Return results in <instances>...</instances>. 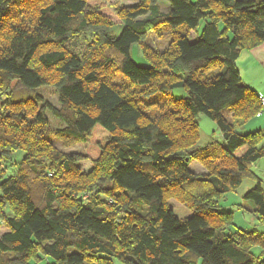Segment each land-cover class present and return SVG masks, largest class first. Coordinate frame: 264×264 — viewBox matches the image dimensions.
Masks as SVG:
<instances>
[{"label":"trees","instance_id":"16d2710c","mask_svg":"<svg viewBox=\"0 0 264 264\" xmlns=\"http://www.w3.org/2000/svg\"><path fill=\"white\" fill-rule=\"evenodd\" d=\"M167 1L168 11L160 0H0V264H264V230L237 228L235 211L222 209L225 194L253 179L250 206H239L264 227L253 169L264 133L238 130L264 106L237 66L264 43V0ZM164 30L165 49L145 42ZM133 43L148 66L131 58ZM116 72L125 79L114 82ZM45 86L60 107L45 101ZM174 88L187 95L154 116L142 110L141 99ZM47 111L64 125L51 128ZM200 113L222 140L198 145ZM53 135L86 152L62 150ZM169 198L193 214L177 217Z\"/></svg>","mask_w":264,"mask_h":264},{"label":"rangeland","instance_id":"374dc122","mask_svg":"<svg viewBox=\"0 0 264 264\" xmlns=\"http://www.w3.org/2000/svg\"><path fill=\"white\" fill-rule=\"evenodd\" d=\"M106 3H108L111 6L115 5H123V6H130L136 4L139 0H104ZM160 7L163 11H168L171 8L170 3L167 0H160ZM204 26V21H202L197 29V31H191L189 34V39L194 40L198 37V34L202 27ZM122 30V26L116 25L114 29L112 30V34L119 35ZM167 30H164L162 32V35H158L157 32L151 31L145 42L151 46H153L156 49L163 50L169 45L170 38L166 37L164 33H166ZM165 35V36H164ZM252 53H249V50H243L241 52V55L239 59L237 60V66L240 69L241 77L243 81L253 88L254 90H260L261 83H264V64L256 63L251 60L252 57L250 55ZM130 55L131 58L139 65L142 66H148L149 61L144 57L142 52V47L139 43H133L130 49ZM220 71L218 67L211 68L204 72V75H212L216 74ZM113 81L116 83H119L123 81L125 78L120 73H115L113 76ZM42 95L45 98L46 102H49L55 107H60V101L58 93L56 92L55 88L52 86H45L42 87L41 90ZM187 95V90L184 88H174L170 94L165 93H156L151 96H148V98H143L139 102L142 110L150 115L154 116L157 114V112L164 109L167 105V103L172 98L177 97H184ZM263 115L261 116V114ZM261 116V117H260ZM47 117L49 118V125L51 128L56 129L58 127L63 126L64 124L56 118L54 115H52L49 111H47ZM196 119L199 122L200 125V137L198 140L199 146H204L208 142L216 139V140H222V132L220 128L218 127L217 123L209 118L207 115L200 113L197 115ZM238 130L241 132H248V131H257L261 130L264 133V112H260L258 115L248 119L243 125L238 127ZM54 144L61 148L64 151H79V152H86V145L84 143H77L73 145L72 147L64 146L63 143L57 139L54 135L52 136ZM22 155V152L19 154L16 153V157H20ZM13 162H3L2 166L5 165L7 167L8 171L10 173H16L18 172V164H12ZM78 165L84 172H88L91 169H93V165L89 160H81L78 162ZM190 167L199 172L207 171L206 167L199 162L198 160H194L190 163ZM253 169L256 171V173L262 178V185L264 187V176L262 175L263 169H264V159H260L258 162H256L253 165ZM255 184V180L253 179H245L242 183V185L237 189V191L231 193L228 195V198L224 199L222 201V204L224 207L222 209L225 210H232L234 212V223L235 227L239 228H255L261 227L259 224L258 219L256 216L247 211L240 208L239 205H242L243 203L245 206H250L248 203V200H244L243 196L246 193L248 189H250ZM238 196V197H237ZM240 199V201L238 200ZM110 200V199H108ZM168 206L174 210V213L177 217L183 219L185 217L191 216L193 214V210L189 208L184 203H181L175 198H169L168 199ZM234 227V228H235ZM7 230L5 223L3 222V219L0 218V236ZM112 264H125L121 262L118 259H113Z\"/></svg>","mask_w":264,"mask_h":264},{"label":"crops","instance_id":"0c3cea01","mask_svg":"<svg viewBox=\"0 0 264 264\" xmlns=\"http://www.w3.org/2000/svg\"><path fill=\"white\" fill-rule=\"evenodd\" d=\"M249 53H252L251 55L249 54L250 57H252L251 58L252 61H254L256 63H261L262 65L264 64V43L261 44L260 46L256 47V48L252 49V50H249ZM263 75H264V70H263ZM257 92H258V94L260 95L261 98H264V83H261L260 90H257ZM261 111L264 112V107H263V109ZM262 115H263V113L261 114V116ZM263 172H264V169H263ZM231 193H233V192H228L227 194H225V196H224L225 199L228 198V195H230ZM238 200L240 201V199H238ZM257 226L255 228H258L259 230H264L263 226H261V227H257Z\"/></svg>","mask_w":264,"mask_h":264},{"label":"built area","instance_id":"2783aa9c","mask_svg":"<svg viewBox=\"0 0 264 264\" xmlns=\"http://www.w3.org/2000/svg\"><path fill=\"white\" fill-rule=\"evenodd\" d=\"M262 105L264 106V98L261 99ZM263 176H264V172H263Z\"/></svg>","mask_w":264,"mask_h":264},{"label":"clouds","instance_id":"9594fccd","mask_svg":"<svg viewBox=\"0 0 264 264\" xmlns=\"http://www.w3.org/2000/svg\"><path fill=\"white\" fill-rule=\"evenodd\" d=\"M262 175H263V173H262Z\"/></svg>","mask_w":264,"mask_h":264},{"label":"water","instance_id":"95a60500","mask_svg":"<svg viewBox=\"0 0 264 264\" xmlns=\"http://www.w3.org/2000/svg\"><path fill=\"white\" fill-rule=\"evenodd\" d=\"M80 199H81V197H80Z\"/></svg>","mask_w":264,"mask_h":264}]
</instances>
